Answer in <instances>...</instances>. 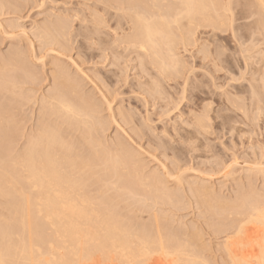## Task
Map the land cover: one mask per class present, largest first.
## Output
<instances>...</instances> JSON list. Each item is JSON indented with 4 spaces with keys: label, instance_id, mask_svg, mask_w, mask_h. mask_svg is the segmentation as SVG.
Listing matches in <instances>:
<instances>
[{
    "label": "rangeland",
    "instance_id": "374dc122",
    "mask_svg": "<svg viewBox=\"0 0 264 264\" xmlns=\"http://www.w3.org/2000/svg\"><path fill=\"white\" fill-rule=\"evenodd\" d=\"M0 1L2 2V0ZM145 1L147 2V0ZM174 1L177 3H174ZM141 2L142 0L139 2L138 0H3L6 9L5 7H0V110L5 111V109L8 110V108L9 110L12 109L10 112L8 110L9 114L4 115L7 116V119L9 118L8 122L9 124L11 123L10 127L14 125V127L11 128L14 139L13 143L10 145V154L12 156L18 154L27 144L26 142L36 135L39 131L38 128L40 129L47 121L48 125L53 126L56 124L55 126H57L56 128H59L61 134H65V137L63 135L61 136L65 141V149H62L65 151L66 148L70 146V152L74 155L76 153V155L79 154L78 156L81 157L84 155L88 157L90 155L96 159L98 156L96 153L99 151V156L101 155V157L104 158L105 152H118L122 154L121 150L124 148L129 153L131 152V158L129 157V164H131V166L128 164V167L126 168V165L124 167L125 169L122 168L118 172V174L120 173L119 175L115 173L110 174L112 172L108 173L103 161L100 162L97 160L99 156L96 159L97 161L95 160V164H98V162L100 163L95 165L93 162L92 166L88 165V163L91 162L89 160L90 156L88 157V160L85 156L83 158L85 160L84 166L82 167L83 170H85L84 168L86 167L90 168V171L88 169L85 170L87 171L86 173L84 171L85 175L81 173L83 174L82 176H85L86 178L84 188H87L86 190L89 192L85 189V191H83L86 195L88 194L89 199L94 202L96 209H103L102 206H104V208L107 207L106 205L109 201L110 204H108L112 205L111 207L116 206L117 211L114 209L115 218L121 222V225H125L133 231H135V229L137 230L138 227L143 228L144 226V228L146 227V230L148 229V232L151 231L152 233L155 232V223L158 222L157 225L160 230L170 233L171 235L175 234V236L178 237V240L175 241L180 240L179 242L183 243L185 241L184 243H186V237L184 238V235L186 234L185 236H187V238L190 237L191 241L196 242L197 244L191 242V244H194L192 245L193 247H191L194 248L195 245V248L200 247L198 248L199 250H197H201L200 252L202 253H198L207 264L228 263V260H225L226 256L223 253L222 246L225 242L224 239L228 235L227 233L229 232L230 234V231H228L229 223H226L229 220L227 219L228 214L224 213L226 214L225 217L224 215L221 216V214H219L220 216L217 217L219 207L216 209L217 211L214 209L215 207L217 208V203L214 202V198L230 200L235 198V194L236 196L246 194L245 191L248 189L249 192L253 189L255 191L258 190V192H264V178L262 177L264 176V172H262L264 171V84L262 82V80L264 81V30L262 29L261 24H258L260 21L262 23L263 17L261 14L258 16L257 13H259V8L258 6L255 7L256 4H253L250 0H221L219 3L223 6H219L220 9H218V15L222 16L224 24L227 25H223V27L219 29L220 27H213L210 24L205 25L203 21L199 20V23L197 20L195 26H192V29L193 27L195 28L193 31L189 28L188 22L186 21L187 19H181L179 23L171 26V31L174 34H172V39L174 37L173 42L175 41L174 44L176 45H173V47L175 46L176 48H171L173 50L170 52L165 45H161L162 47L159 46V48L157 47L156 49H149L148 53H145L146 56L142 50H139L138 46L140 45H138V43L140 44V42L137 43L136 40V42H134L131 38L133 33H135V30L132 28L134 27V18L132 17H135V14H143V7L147 9ZM168 3L172 5L174 4V6L179 5L178 0H168ZM162 6H164V4H162ZM16 7L18 8L16 9ZM224 9L227 10V12H230L227 13ZM165 12L168 11L165 10ZM128 13H130L131 16ZM215 17L213 16L214 19ZM260 17L261 19H259ZM225 19L227 20L225 21ZM55 31L57 32L55 33ZM177 31L178 33H176ZM182 32L185 33V35ZM189 32H193L192 35L191 33L189 34ZM45 35L49 40L46 39L47 37L42 39ZM41 39L44 42H41ZM55 40L57 41L56 44L54 43L56 42ZM30 43H32V45H30ZM187 43L188 46H186ZM30 46L33 47V49ZM32 52L34 54H32ZM154 53H161L160 56L166 57H163L167 62L164 61L167 70L166 72L164 68L165 66H161L159 62L157 63L158 67H156L157 61H154L156 58L155 55L153 56ZM16 54H18L17 56L23 54L22 56H19L22 61L24 60L22 58H25L27 54V59L25 58L23 61V63L26 61V66L25 64L22 65L16 61H10L11 63H7L9 59L16 58ZM167 54H173V56L169 55L168 57ZM152 57H155L154 60ZM167 65H169L170 68H168ZM7 66L8 69L2 71L3 68H7ZM24 66L27 67V69ZM160 66L163 67L162 70L164 72L161 71ZM172 68H174V70ZM30 70L33 76L30 74ZM164 73H167L165 77H163L165 75ZM55 74L58 75L56 76ZM38 79H40V81ZM60 79L63 82L67 81L68 84L76 81L73 83L77 87V93H79L81 97L83 95V98L87 97L85 100L90 101H87L89 107L94 104L91 106L92 109L90 107L88 109L89 112L87 111V115L89 116L85 114V116L81 115V117L76 116V120L74 117H71L73 116L72 114H70V116L68 114L67 116L64 112H58L59 114L57 112L56 114L55 112H48L50 109L48 108L50 99L48 102L47 96H50V93L59 92L57 91L58 86L56 85H58ZM7 82L10 83V85ZM32 85L35 86V88H33ZM10 86L11 88L13 87L12 90L9 89ZM152 87H154V89ZM18 88L20 89L18 90ZM16 89L18 92H16ZM22 92H24V94ZM2 95L3 97H1ZM14 95L17 97L22 96L19 99V97L17 98ZM29 95H31V97ZM24 96L30 98H25ZM22 97L25 98V100L22 99ZM42 97L43 99H41ZM15 98L16 100L18 99L17 102ZM39 99L42 101H39ZM26 100L27 102L25 104L24 101ZM43 101H45V103ZM22 102L24 103V106ZM92 102L93 104H91ZM39 105H42V108ZM239 105L242 107L239 108ZM93 107L98 108V111L97 109L94 110ZM45 108H47V110ZM99 110L101 112H99ZM47 113L49 115H47ZM54 115L59 117H55ZM98 115H100L102 119ZM94 116L96 117L94 118ZM55 118L59 121H57V119L55 120ZM60 118H62L61 121ZM93 118L95 119L94 122ZM43 119H46L47 121H44ZM201 120H204L203 126H201ZM78 121L80 122V125ZM85 121H87L86 125L83 123ZM22 122H24V125ZM81 122L83 124H81ZM98 123H100V126ZM74 124L77 125L74 126ZM72 125L74 127H72ZM82 125H85V127L83 126L82 128ZM93 125L98 128V130H93V127H91ZM101 125H103V127ZM79 127L84 132H82ZM90 127L91 129H88ZM84 128L93 132L90 134V132ZM95 130L96 134L94 135ZM32 132H35V135ZM66 134L68 135V143L65 140L67 139ZM79 135L81 137H79ZM90 136L91 141H89L90 139L88 140ZM84 138L85 141L87 140L86 142L89 141L88 144L83 140ZM102 140L105 144L101 142ZM95 142L98 143L95 144ZM77 143L80 145L81 149ZM89 143L96 155L90 147L86 146L89 145ZM112 146L113 148H116L115 151ZM97 147H101V149ZM69 148L68 151L70 150ZM85 150L89 152V155L86 154L87 152ZM133 154L135 155L133 156ZM136 154L137 157L139 156V159L136 157ZM101 157L99 159H101ZM132 157L135 162L131 161ZM139 161L141 162L139 163ZM217 162L220 163L217 164ZM136 163H139L138 166L140 169ZM234 164H236V166ZM259 164L261 165L259 166ZM94 165L95 167H93ZM99 165H101V167ZM230 166L231 168H229ZM258 166L262 168V170H260ZM129 167L134 169H128ZM143 168H146L145 171ZM254 168L256 173H254ZM97 169L101 172L103 171L102 173L104 174L102 175ZM104 169L106 171H104ZM128 170H132L133 172L131 171L129 173ZM135 170H137V174ZM121 171L123 173H121ZM147 171L148 174H158L157 176H160L158 181L159 179L165 180V182L164 180L160 181H163V185H160L159 187H163L164 190L166 186L170 195L173 193V195L175 194L177 196H170L171 198L174 197L172 202H169L168 198H165L167 196H165L163 200L161 198L159 201L157 200L159 197L155 198V195H150L153 193L150 192V194H147L149 193V191H147L148 189L146 187L145 189L143 188L145 184L142 185V183L139 182V177H142L143 179L144 177H149L150 174L148 175ZM216 171L218 173H216ZM228 171H231V174ZM247 171H249V173ZM257 171H260V175H258L259 172ZM138 172H140L142 176ZM97 173L99 178L97 177ZM225 173L226 176L224 175ZM121 174H123L125 179ZM90 175L92 176L90 177ZM120 176L122 177V180L120 179ZM126 176L131 180L130 182ZM157 176L153 175L152 177L155 178ZM252 176L258 178L253 179ZM116 177H118V181H115ZM245 177L251 178L249 180ZM142 178L140 181H143L144 183L146 178L144 180H142ZM120 180L123 182L125 181L124 183L127 181L129 183L123 187L122 184L124 183L121 184ZM252 180L255 182L253 183ZM87 182H89L88 185L86 184ZM118 182L122 187H119L120 184ZM92 183L93 186L91 185ZM166 183H168L169 186ZM241 185H246V187L244 186L242 188ZM260 187L263 190L260 189ZM123 188H127V192H123ZM91 189L93 191H91ZM201 189H203V191ZM138 190L142 192L140 193ZM145 190L147 192H145L146 194L144 195L143 191ZM196 190L197 192L195 193ZM200 190L202 192H200ZM120 192L121 194H119ZM131 192L135 193H133L134 197L137 194V198L130 196ZM192 192L195 197L191 194ZM246 192L248 193V191ZM212 193L215 194L212 195ZM101 194L107 198H103ZM140 194H143L144 198L147 197V203L149 205L145 202L146 198L143 199ZM207 194L210 195L208 196ZM120 195H123V197H120ZM126 195L127 197H125ZM93 196H96L97 199ZM153 197L156 199V202L158 201L161 204L158 202L153 203L155 202ZM149 198L150 201L148 200ZM176 198L178 201H176ZM99 199H102L104 202ZM97 200H99V203H97ZM162 201L168 203L165 204V202ZM205 201L207 205L209 204L210 209ZM111 202H114L115 204L113 203V205ZM145 203L146 206L144 205ZM212 203L215 204L214 207ZM98 204L99 206H97ZM172 204L174 206H172ZM143 206L145 207L143 208ZM147 207L149 208L147 209ZM212 208L214 211L211 210ZM143 210L145 211L143 212ZM213 212H216L217 214ZM126 220L128 221L126 222ZM148 220L149 222H147ZM164 220L167 222L166 224H164ZM213 221L215 224H212ZM139 223L142 224L138 225ZM223 225L226 226L224 227ZM178 226L180 230L177 228ZM219 227H223L222 231ZM150 228H153V231ZM186 229H189V232ZM218 229H220V231ZM223 229L225 231H223ZM48 230L49 229H47L46 233L53 235V231L50 230V233H52L50 234L48 233ZM180 231H183L184 233ZM191 232L192 235L190 234ZM215 232L217 233L215 234ZM195 233H198L200 236H196ZM222 233L224 234L221 235ZM200 240L202 242H200ZM201 244L202 246H200ZM43 247H45V249ZM47 247L46 245L41 247L42 253L48 252L49 245H47ZM205 251L206 253L203 255ZM111 258L112 260L106 261L103 260V258L96 256L95 260L90 264H119L117 257L115 258V256L112 255L110 259ZM158 259L159 258L156 260V258H154V261L152 260L150 264H159Z\"/></svg>",
    "mask_w": 264,
    "mask_h": 264
},
{
    "label": "bare ground",
    "instance_id": "6f19581e",
    "mask_svg": "<svg viewBox=\"0 0 264 264\" xmlns=\"http://www.w3.org/2000/svg\"><path fill=\"white\" fill-rule=\"evenodd\" d=\"M9 1V0H8ZM132 1V0H131ZM140 0H138L139 2ZM145 0H142V4L145 5V7L147 9H145L143 6V14H135L134 18V27H132L135 30V33H133L132 41L136 42H140V44L138 43L139 50H142L145 53H148L149 49H156L157 47L159 48L162 47L161 45H165L167 47L168 50H170V52H172L173 49L176 45L174 44L175 41L173 42L172 39V29L171 26L173 24L179 23L181 21V19H187L186 21L188 22L189 28L191 30L195 29L192 26L196 24L197 20L199 21H203V23L206 25H212L213 27L216 26L217 28L220 27L219 29H221L223 27V25H227L224 24L223 22V18L222 16L218 15L219 14V6L221 7L222 4H220L218 0H178L179 1V5L174 6V4H169L168 0H147V2ZM235 1V0H233ZM251 2H253V4H256L255 7L258 6L259 8V14H261L262 18V23L261 21L258 23L259 25L261 24L262 29L264 30V0H250ZM12 2V1H11ZM14 2V1H13ZM176 1H174L175 3ZM231 2V1H230ZM8 3V2H7ZM177 3V2H176ZM229 3V2H228ZM248 3V2H247ZM246 3V4H247ZM6 4V3H5ZM134 4V3H133ZM160 4V5H159ZM162 4H164V6H162ZM220 4V5H219ZM231 4V3H230ZM252 4V5H253ZM13 5V3H12ZM17 5V4H16ZM140 5V3H139ZM229 5V4H228ZM14 6V5H13ZM162 6V7H161ZM223 6V5H222ZM0 7H5L3 4V0L2 2L0 1ZM9 7V6H8ZM129 7V6H128ZM141 7V8H142ZM228 7V6H227ZM247 7V6H246ZM253 7V6H251ZM18 7H16L17 9ZM224 8V7H223ZM222 8V9H223ZM230 8V7H228ZM226 8V9H228ZM6 9V7H5ZM15 10V9H14ZM134 10V9H133ZM165 10H167L168 12H165ZM225 10V9H224ZM223 10V11H224ZM229 10V9H228ZM231 10V9H230ZM257 11V10H256ZM131 12V11H129ZM135 12V11H133ZM138 12V11H137ZM225 12H227V10H225ZM230 12V11H228ZM227 12V13H228ZM220 13L222 14V12L220 11ZM130 16L131 14L128 13ZM217 14V15H214ZM225 14V13H224ZM128 15V16H129ZM213 16L215 17V19L213 18ZM224 16V15H223ZM124 18V17H123ZM130 18V17H129ZM212 18V19H211ZM131 19V18H130ZM231 19V18H230ZM261 19V17L259 18ZM227 19H225L226 21ZM59 21V20H58ZM131 21V20H129ZM199 21V23H200ZM229 21V19H228ZM64 23V22H63ZM133 23V22H132ZM231 23V22H230ZM229 23V24H230ZM132 25V24H131ZM184 25V24H183ZM202 25V24H201ZM204 25V26H205ZM232 25V23H231ZM230 25V26H231ZM52 26V25H51ZM66 26V25H65ZM120 26V25H119ZM182 26V25H180ZM59 27V26H58ZM57 27V28H58ZM183 27V26H182ZM180 27V28H182ZM208 27V26H207ZM212 27V28H213ZM51 28V27H50ZM60 28V27H59ZM173 28L175 29V27L173 26ZM198 28V27H197ZM228 28V27H226ZM40 29V27H39ZM44 29V28H43ZM47 29L49 30V28L47 27ZM53 29V28H52ZM55 29V28H54ZM216 29V28H215ZM261 29V28H260ZM259 29V30H260ZM56 30V29H55ZM178 30V29H177ZM185 30V28H184ZM223 30V29H222ZM225 30V29H224ZM258 30V29H257ZM262 30V31H263ZM59 31V30H57ZM55 31V33L57 32ZM133 31V30H131ZM186 31V30H185ZM189 31V30H188ZM187 31V32H188ZM194 31V30H193ZM51 32V31H50ZM134 32V31H133ZM184 32V31H183ZM182 32V33H183ZM27 33V32H26ZM178 33V31L176 32ZM191 32H189L190 34ZM193 33V32H192ZM191 33V35H192ZM7 34V33H6ZM24 34V32H23ZM47 34V33H46ZM50 34V33H49ZM58 34V33H57ZM185 35V33H183ZM188 34V35H189ZM38 35V34H37ZM174 35V34H173ZM183 35V36H184ZM40 36V35H39ZM60 36V34H59ZM182 36V37H183ZM38 37V36H37ZM47 36L45 35L42 39L46 38ZM53 37V36H52ZM180 37V35H179ZM178 37V38H179ZM41 38V37H40ZM64 38V37H63ZM185 38V37H184ZM183 38V39H184ZM41 39V42L43 41ZM47 40L48 37L46 38ZM55 39V38H54ZM53 39V40H54ZM182 39V40H183ZM187 40V38H185ZM64 40V39H63ZM124 40V38H123ZM128 40V39H125ZM136 40V41H135ZM175 40H179V39H175ZM30 41V40H29ZM56 41V40H55ZM189 41V40H187ZM44 42V41H43ZM54 42V41H53ZM128 42V41H127ZM179 42V41H178ZM182 42V41H180ZM190 42V41H189ZM55 44L57 43L54 42ZM116 43V42H114ZM126 43V42H125ZM136 43V44H137ZM184 43V42H183ZM43 44V43H42ZM51 44V43H50ZM131 44V43H130ZM177 44V43H176ZM182 44V43H180ZM30 45H32V43H30ZM46 45V44H45ZM173 45H175L173 47ZM133 46V45H132ZM188 46V43L187 45ZM31 47V46H30ZM33 49V47H31ZM133 48V47H131ZM176 48V47H175ZM137 49V48H136ZM162 49V48H161ZM165 49V48H164ZM163 49V50H164ZM9 50V49H8ZM21 50V49H20ZM25 50V49H24ZM31 50V49H30ZM135 50V49H134ZM138 50V49H137ZM160 50V49H159ZM158 50V51H159ZM166 50V49H165ZM32 51V50H31ZM34 51V50H33ZM155 51V52H158ZM13 52V50H12ZM11 52V53H12ZM27 52V51H26ZM142 52V53H143ZM165 52V51H164ZM169 52V51H168ZM167 52V53H168ZM9 53V52H8ZM15 53V51H14ZM138 53V52H137ZM163 53V52H162ZM32 54H34L32 52ZM161 53H154L153 56L155 55V57H152L153 60L155 58L154 61L157 63L159 62L161 64V66H165L164 65V61L166 58L165 56H160ZM174 54V52H173ZM173 54H169L171 56H173ZM4 55V54H3ZM14 55V54H13ZM12 55V56H13ZM18 54H16V58H11L7 61V63H9L10 61H16L21 63L22 65H24L26 63V61L23 63V61L25 60V58L23 61L21 60V57L19 58V56L23 55L20 54L19 56H17ZM146 55V54H145ZM169 55L167 54V56L169 57ZM176 55V54H175ZM30 56V55H29ZM147 56V55H146ZM145 56V57H146ZM170 56V57H171ZM178 56V55H177ZM176 56V57H177ZM24 57V56H23ZM33 57V56H32ZM31 57V58H32ZM6 58V57H5ZM8 58V57H7ZM142 58V57H141ZM151 58V59H152ZM173 58V57H172ZM263 58V57H262ZM27 59V58H26ZM169 59V58H168ZM176 59V58H175ZM174 59V60H175ZM6 60V59H5ZM32 60V59H31ZM180 60V59H178ZM264 60V59H263ZM171 61V60H169ZM10 62V63H11ZM13 62V63H14ZM166 62V61H165ZM180 62V61H179ZM18 63V64H19ZM155 63V62H154ZM167 63V62H166ZM165 63V64H166ZM169 63V62H168ZM173 63V62H171ZM6 64V63H5ZM4 64V65H5ZM29 65V64H28ZM27 65V66H28ZM59 65V64H58ZM174 65V64H173ZM172 65V66H173ZM177 65V63H176ZM1 66V65H0ZM6 66V65H5ZM4 66V67H5ZM9 66V65H8ZM7 68H3L2 71H5V69ZM15 66V65H14ZM19 66V65H18ZM17 66V67H18ZM21 66V65H20ZM26 66V64H25ZM24 66V67H25ZM30 66V65H29ZM57 66V65H56ZM160 66V67H161ZM168 68L169 65H167ZM171 66V65H170ZM10 67V66H9ZM33 67V66H32ZM158 67V65L156 66ZM163 67H161V71H163ZM175 67V66H174ZM12 68V67H11ZM21 68L23 69V67L21 66ZM27 69V67H25ZM165 68V72L166 70V66ZM30 69V68H29ZM35 69V68H34ZM59 69V68H58ZM174 70V68H172ZM170 69V70H172ZM32 70V69H31ZM30 70V74L32 75ZM169 70V69H168ZM14 71V70H13ZM12 71V72H13ZM57 71V70H56ZM62 71V70H61ZM64 71V70H63ZM67 71V70H66ZM157 71V69H156ZM159 71V72H161ZM8 72V71H7ZM29 72V70H28ZM34 72V71H32ZM58 72V71H57ZM158 72V71H157ZM164 72V71H163ZM170 72V71H169ZM18 73V72H17ZM60 73V72H59ZM9 74V73H8ZM22 74V73H21ZM53 74V73H52ZM64 74V73H63ZM165 74V73H164ZM167 74V73H166ZM166 74L163 76L165 77ZM13 75V74H12ZM56 75V74H55ZM58 75V74H57ZM56 75V76H57ZM67 75V74H66ZM264 75V74H263ZM3 76V73H2ZM8 76V75H7ZM26 76V75H25ZM30 76V75H29ZM33 76V75H32ZM35 76V75H34ZM54 76V75H53ZM68 76V75H67ZM162 76V75H161ZM11 77V76H10ZM61 77V75H60ZM59 77V78H60ZM169 77V76H168ZM2 78V77H1ZM9 78V77H8ZM29 78V77H28ZM32 78V77H31ZM41 78V77H40ZM62 78V77H61ZM64 78V77H63ZM5 79V78H4ZM11 79V78H10ZM10 79H8L9 81H11ZM19 79V78H18ZM37 79V78H36ZM71 79V78H70ZM69 79V80H70ZM73 79V77H72ZM166 79V78H165ZM164 79V80H165ZM2 80V79H1ZM7 80V79H6ZM24 80V79H23ZM40 81V79H38ZM55 80V79H54ZM64 80V79H63ZM68 80V79H67ZM17 81V80H16ZM25 81V80H24ZM78 81V80H77ZM3 82V81H2ZM35 82V81H34ZM33 82V83H34ZM42 82V81H41ZM52 82V81H51ZM58 82V81H57ZM74 82V81H73ZM69 81L70 84L66 82L61 81L58 83V89L56 93H50V96L48 97V102L50 99V103L49 104V111L48 112H56L60 113V112H64L67 114H72L74 117V119H76V116H80L81 115H87V111L88 109L93 106V102L89 107L88 102L90 101H86V98H83V95L81 97V95L79 93H77V87L76 85ZM157 82V81H156ZM159 82V81H158ZM263 84L264 81L262 80ZM5 83V82H4ZM8 83V82H7ZM6 83V84H7ZM12 83V82H11ZM16 83V82H14ZM29 83V82H28ZM80 83V82H79ZM78 83V84H79ZM1 84V83H0ZM10 85V83H8ZM83 84V83H82ZM4 85V84H3ZM28 85V84H27ZM53 85V84H52ZM154 85V83H153ZM160 85V84H159ZM2 86V85H1ZM14 86V85H13ZM16 86V85H15ZM19 86V85H18ZM17 86V87H18ZM40 86V85H39ZM42 86V85H41ZM55 86V85H54ZM81 86V85H80ZM6 87V86H3ZM20 87V86H19ZM33 88H35V86L32 85ZM156 87V86H155ZM1 88V87H0ZM13 88V87H12ZM11 86L9 89H11ZM154 89V87H152ZM8 89V87H7ZM15 89V88H14ZM20 88H18L19 90ZM25 89V88H24ZM29 89V88H28ZM80 89V88H79ZM83 89V88H82ZM262 89V88H261ZM260 89V91H261ZM3 90V89H2ZM5 90V89H4ZM17 90V89H16ZM18 90L16 92H18ZM30 90V89H29ZM28 90V91H29ZM52 90V89H50ZM264 90V89H263ZM27 91V92H28ZM49 91V90H48ZM56 91V88H55ZM80 91V90H79ZM8 92V91H5ZM14 92V91H13ZM12 92V93H13ZM21 92V91H20ZM258 92V91H257ZM15 93V92H14ZM24 94V92H22ZM21 93V94H22ZM29 93V92H28ZM27 93V94H28ZM32 93V92H31ZM10 94V93H9ZM35 94V93H34ZM13 95V94H11ZM18 95V94H16ZM14 95V96H16ZM20 95V94H19ZM42 95V94H41ZM80 95V96H79ZM263 95V94H262ZM8 96V95H7ZM22 96V95H21ZM20 96V97H21ZM31 97V95H29ZM254 96V95H253ZM259 96V95H258ZM3 97V95L1 96ZM13 97V96H12ZM17 97V96H16ZM19 97V96H18ZM17 97V98H18ZM19 97V99H20ZM25 98H27L26 96H24ZM28 97V98H30ZM46 97V96H45ZM7 98V97H6ZM11 98V97H9ZM25 98L22 97V99L25 100ZM264 98V97H263ZM14 99V98H13ZM34 99V98H33ZM36 99V98H35ZM43 99V97L41 98ZM39 99V101L41 100ZM47 99V98H46ZM91 99V98H90ZM254 99V98H253ZM16 100V98H15ZM18 100V99H17ZM16 100V102H17ZM264 100V99H263ZM5 101V100H4ZM33 101V100H32ZM42 101V100H41ZM94 101V100H93ZM8 102V101H7ZM21 102V101H20ZM25 104L27 102L24 101ZM45 103V101H43ZM3 103V102H2ZM5 103V102H4ZM10 103V102H9ZM12 103V102H11ZM23 103V102H22ZM21 103V104H22ZM46 103V104H47ZM15 104V103H14ZM17 104V103H16ZM29 104V103H28ZM42 104V102H41ZM47 104V106H48ZM96 104V102H95ZM36 105V104H35ZM38 105V104H37ZM99 105V104H98ZM234 105V104H233ZM237 105V104H236ZM2 106V105H1ZM18 106V105H16ZM22 106V105H21ZM24 106V103H23ZM22 106V107H23ZM40 106V105H39ZM42 106V105H41ZM40 106V107H41ZM45 106V105H44ZM3 107V106H2ZM9 107V106H8ZM21 107V108H22ZM101 107V106H100ZM242 106L239 105V108H241ZM4 108V107H3ZM16 108V107H15ZM19 108V107H18ZM42 108V107H41ZM94 108V107H93ZM262 108V107H260ZM1 109V108H0ZM11 109V107H10ZM47 110V108H45ZM92 109V107H91ZM90 109V111H91ZM98 108H94V110ZM238 109V108H237ZM243 109V108H242ZM9 110V108H8ZM8 110L5 109V111H1L0 112V264H90L92 263L96 256H99L101 258H103V260L106 261H110L112 260V258L110 259V257L112 255L115 256V258L117 257V259L119 260V264H150V262L153 260L154 258H159L158 262L159 264H205L206 262L200 257L199 253H202L200 251H198L200 247L198 248H192L194 244H191V238H187V236H185L184 234V238L186 239V243H184L185 239L183 240L184 244L179 242V241H175L178 240V237L175 236V234L171 235L170 233H166L165 231L163 232V230L159 229V226L157 225V223H155L156 225V230L155 232H148V229L146 230V227L144 228H139L136 230L135 227V231L129 229L127 226H123L121 225V222H119V220L117 218H115V214H114V209L116 210V206L111 207L112 205H109V201L107 203V207L103 209H96V207L94 206V202L89 199L88 194L86 195V193L84 192L86 189L84 188L85 186V176L83 177L82 175L84 174L85 170H89V167L84 168L85 170H83V166H84V162L85 160L83 159L84 156H78V155H74L72 154L71 149L69 148L70 146H68L66 148V150L64 151L62 148H64L65 145V141L64 139L61 137L63 134H61V132L59 131V128H56L57 126H55L56 124H54L53 126L48 125L47 122L44 123L41 128H38V132L36 133V135L34 134L35 132H32L35 136L31 137V139H29L28 142H26L27 144L23 147V149L16 155L12 156L10 154L11 148L10 145L13 143V136H12V127H14V125L12 127H10V124L8 122L7 116H4L6 114H9V112L12 110ZM20 110V109H19ZM18 110V113H19ZM40 110V108H39ZM93 110V111H94ZM241 110V109H240ZM260 110V109H259ZM14 111V110H13ZM16 111V110H15ZM42 111V109H41ZM45 111V110H44ZM96 111V112H97ZM244 111V110H243ZM17 112V111H16ZM89 112V111H88ZM92 112V111H91ZM99 112H101L99 110ZM13 113V112H12ZM10 113V114H12ZM58 113V114H59ZM95 113V112H94ZM14 114V113H13ZM62 114V113H61ZM65 114V115H66ZM18 115V114H17ZM16 115V116H17ZM44 115V114H43ZM42 115V116H43ZM47 115H49L47 113ZM84 115V116H85ZM93 115V114H91ZM97 115V113H96ZM20 116V115H19ZM39 116V115H38ZM55 117L57 115H54ZM89 116V115H87ZM100 116V115H98ZM246 116V115H245ZM244 116V117H245ZM259 116V115H258ZM9 117V116H8ZM11 117V116H10ZM40 117V116H39ZM53 117V116H51ZM59 117V116H57ZM96 116H94L95 118ZM101 117V116H100ZM15 118V117H14ZM18 118V117H17ZM43 118V117H42ZM46 118V117H45ZM85 118V117H84ZM89 118V117H88ZM93 118V122L94 119ZM98 118V117H97ZM11 119V118H10ZM13 119V117H12ZM57 118H55L56 120ZM62 118H60L61 121ZM82 119V118H81ZM86 119V118H85ZM84 119V120H85ZM102 119V117H101ZM23 120V119H22ZM40 120V119H38ZM44 120V119H43ZM44 120V121H45ZM52 120V119H51ZM66 120V119H65ZM77 120V119H76ZM12 121V120H11ZM25 121V120H24ZM57 121H59L57 119ZM56 121V122H57ZM64 121V120H62ZM75 121V120H73ZM82 121V120H81ZM98 121V120H97ZM102 121V120H100ZM202 121V120H201ZM13 122V121H12ZM50 122V121H49ZM54 122V121H53ZM68 122V120H67ZM79 122V121H78ZM77 122V123H78ZM86 122H83L86 125ZM103 122V121H102ZM203 122L202 121V125L203 126ZM24 122H22L23 124ZM55 123V122H54ZM63 123V122H62ZM65 124H67L64 121ZM81 122V124H83ZM89 123V122H88ZM97 123V122H96ZM21 124V125H22ZM42 124V121H41ZM71 124H72V119H71ZM100 126V123H98ZM97 124V125H98ZM105 124V123H104ZM103 124V125H104ZM17 125V124H16ZM24 125V124H23ZM22 125V126H23ZM60 125V124H59ZM68 125V124H67ZM77 125V124H76ZM74 124V126H76ZM80 125V122H79ZM78 125V126H79ZM85 125H82L85 127ZM103 125H101L103 127ZM72 125V127H74ZM90 126V125H89ZM88 126V127H89ZM70 127V125H69ZM93 127L92 129H96L98 130V128H96L94 125L91 126ZM88 128V129H91ZM95 127V128H94ZM98 127V126H97ZM101 127V128H102ZM16 128V127H15ZM18 128V127H17ZM23 128V127H22ZM35 128V127H34ZM33 128V129H34ZM61 128V126H60ZM80 128V127H79ZM202 128V127H201ZM21 129V128H20ZM36 129V128H35ZM34 129V130H35ZM65 129H69V128H65ZM64 129V130H65ZM76 129V128H75ZM81 129V128H80ZM85 129V128H84ZM17 130V129H16ZM62 130V129H61ZM72 130V129H70ZM77 130V129H76ZM87 130V129H85ZM96 130L94 131V135L96 134ZM102 130V129H101ZM100 130V131H101ZM18 131V130H17ZM36 131V130H35ZM69 131V130H68ZM80 131V130H79ZM82 131V129H81ZM89 131V130H87ZM64 132V131H63ZM75 132V131H73ZM84 132V131H82ZM90 134L93 131H89ZM88 132V133H89ZM102 132V131H101ZM16 133V132H15ZM68 133V132H66ZM25 134V133H24ZM70 134V133H69ZM72 134V131H71ZM77 134V133H76ZM84 134V133H83ZM82 134V135H83ZM103 134V133H102ZM32 135V134H31ZM67 135V134H66ZM81 135V134H80ZM79 135V137H81ZM98 135V133H97ZM26 136V135H25ZM30 136V134H29ZM65 137V134L63 135ZM71 136V135H70ZM75 136V135H74ZM85 136V135H83ZM103 136V135H102ZM68 137V135L66 136V138ZM86 137V136H85ZM89 137V136H88ZM75 138V137H74ZM71 139V138H70ZM90 139V140H89ZM66 142L68 140L65 139ZM79 140V139H78ZM85 141V138L83 139ZM89 141H91V136L90 138H88ZM100 140V139H98ZM104 140V139H103ZM103 144H105L104 141ZM72 141V140H71ZM81 141V140H79ZM87 141V140H86ZM85 141V142H86ZM88 141V142H89ZM122 141V140H120ZM73 142V141H72ZM78 142V141H77ZM88 142H86L88 144ZM93 142V141H92ZM68 143V142H67ZM66 143V146H67ZM85 143V144H86ZM98 142H95V144ZM122 143V142H121ZM124 143V142H123ZM72 144V143H71ZM78 144V143H77ZM94 144V143H93ZM70 145V144H69ZM76 145V143H75ZM79 145V144H78ZM110 145V144H108ZM120 145V144H119ZM117 145V146H119ZM126 145V144H125ZM74 146V145H73ZM88 147H90V143L89 145H86ZM96 146V145H95ZM15 147V146H14ZM72 147V146H71ZM77 147V146H76ZM80 147V145H79ZM103 147V146H101ZM101 147H97L99 149H101ZM111 147V146H110ZM116 147V145H115ZM124 147V145H123ZM68 148L70 149L68 151ZM73 148V147H72ZM75 148V146H74ZM87 148V147H86ZM92 149V147H90ZM95 148V147H94ZM96 148V150H97ZM113 148V146H112ZM127 148V146H126ZM16 149V147H15ZM65 149V148H64ZM81 149V147H80ZM83 149V148H82ZM114 151L116 148H113ZM73 150V149H72ZM77 150V149H76ZM90 150V149H89ZM93 150V149H92ZM104 150V149H103ZM129 150V149H128ZM13 151V150H12ZM79 151V150H78ZM86 151V150H85ZM105 151V150H104ZM103 151V152H104ZM122 154L118 153H112V152H105L104 153V158L101 157V155L99 156L100 152L96 153L98 154L99 158L101 157V159H96L99 160L100 162L103 161V164L106 167L107 172H112L110 174H118V172L124 168L126 165V168L128 167L129 164V160H130V154L126 149H122L121 150ZM76 152V151H75ZM84 152V151H81ZM80 152V153H81ZM87 152V151H86ZM85 152V153H86ZM92 152V151H91ZM94 154L95 151L93 150ZM92 152V153H93ZM120 152V151H119ZM16 153V152H15ZM89 152H87L86 154H88ZM133 153V152H132ZM95 154V155H96ZM103 154V153H102ZM89 155V154H88ZM135 154H133L134 156ZM90 156V155H89ZM88 156V157H89ZM103 156V155H102ZM86 157V156H85ZM88 157L87 160H88ZM130 157V158H129ZM137 157V154H136ZM139 157V156H138ZM137 157V158H138ZM136 158V159H137ZM93 157H89V160L91 162V164L88 163V165H93L92 163L94 162L95 164V160ZM139 159V158H138ZM137 159V160H138ZM94 160V161H92ZM96 160V161H97ZM131 161H133V157L131 159ZM142 161V160H141ZM139 161V163L141 162ZM98 162V164L100 163ZM135 162V161H133ZM138 162V161H136ZM221 162V161H220ZM220 162H217V164H219ZM138 163V164H139ZM87 164V163H85ZM97 163L95 165H98ZM102 164V166H103ZM137 164V163H136ZM137 164V166H138ZM216 164V165H217ZM87 165V166H88ZM95 165L93 167H95ZM134 165V164H133ZM142 165V163H141ZM140 165V166H141ZM231 165V164H230ZM236 166V164H234ZM261 164H259L260 166ZM86 166V165H85ZM90 166V167H91ZM101 167V165H99ZM129 166H131V164H129ZM136 166V165H135ZM133 166V167H135ZM214 166V165H213ZM219 166V165H218ZM217 166V167H218ZM224 166V165H223ZM258 166V167H259ZM92 167V168H93ZM97 167V166H96ZM139 167V166H138ZM146 167V166H145ZM256 167V168H258ZM263 167V166H262ZM98 168V167H97ZM104 168V167H103ZM131 167H129L128 169H130ZM219 168V167H218ZM217 168V169H218ZM223 168V167H221ZM231 168V166L229 167ZM228 168V169H229ZM260 168V167H259ZM264 168V167H263ZM82 169V171H81ZM125 169V168H124ZM132 169V168H131ZM134 169V168H133ZM132 169V170H133ZM137 169V168H136ZM140 169V167H139ZM146 169V168H145ZM145 169L143 168V170L145 171ZM213 169V167H212ZM215 169V168H214ZM220 169V168H219ZM94 170V169H93ZM98 170V169H97ZM101 170V169H100ZM104 169V171H106ZM131 170V171H132ZM138 170V169H137ZM135 170V172L137 171ZM142 170V169H141ZM221 170V169H220ZM230 170V169H229ZM233 170V167H232ZM255 171V168L253 169ZM260 170H262V168H260ZM90 171V170H89ZM96 171V170H95ZM99 171V170H98ZM124 171V170H122ZM121 171V173H123ZM131 171L128 170V172L130 173ZM143 171V172H144ZM222 171V170H221ZM252 171V170H251ZM250 171V172H251ZM87 171H85L86 173ZM100 173H102L101 171H99ZM127 172V171H126ZM127 172V173H128ZM133 172V171H132ZM135 172H134V176H135ZM141 172V171H140ZM138 172V173H140ZM214 172V171H213ZM229 172V171H228ZM234 172V171H233ZM232 172V174H233ZM249 173V171H247ZM253 172V171H252ZM258 175H260V171ZM264 172V171H262ZM83 173V174H81ZM91 173V172H90ZM89 173V174H90ZM94 173V171H93ZM96 173V172H95ZM126 173V174H127ZM216 173H218L216 171ZM220 173V172H219ZM231 174V171L229 172ZM228 173V174H229ZM256 173V171L254 172ZM104 173H102L103 175ZM137 174V172H136ZM148 174V171H147ZM150 175L153 173H149ZM148 174V175H149ZM252 174V173H251ZM264 174V173H263ZM85 175V174H84ZM88 175V174H87ZM93 175V174H92ZM90 175V177L92 176ZM116 175V176H117ZM123 177V174H121ZM125 175V173H124ZM140 175L142 176V174L140 173ZM146 178L144 177L145 181L143 183V181L141 182L140 179L142 177H139V182L144 185V189L145 187L148 189L147 191H149L151 196L155 195L154 197L157 198L159 197V199L157 198V200L160 201V199L162 198V200L165 198H168L169 202H172V199L174 200V197L176 196L175 194L173 195V193L170 195V193L168 192L169 190L165 189L163 190V187H159L160 185L162 186V182H160L161 180L164 179H159L160 176L158 177L156 175V173H154L153 175L157 176V177H152L153 175H151V177ZM162 175V174H161ZM226 176V173L224 174ZM223 175V176H224ZM249 175V174H248ZM256 175V176H258ZM132 176V175H131ZM137 176V175H136ZM139 176V175H138ZM145 176V175H144ZM229 176V175H228ZM227 176V177H228ZM232 176V175H231ZM97 177L98 173H97ZM110 177V176H109ZM122 177L120 176V179L122 180ZM162 177V176H161ZM164 177V176H163ZM253 179L258 178V177H254L252 176ZM264 178V176H262ZM93 178V177H92ZM95 178V177H94ZM108 178V177H107ZM118 177H116L115 181L117 180ZM125 179V177H123ZM127 178V176H126ZM153 178V179H152ZM157 178V179H156ZM247 178V177H245ZM251 178V177H250ZM250 178H247L250 180ZM88 179V178H87ZM106 179V177H105ZM110 179V178H109ZM114 179V178H113ZM128 179V178H127ZM142 178V180H144ZM157 181H156V180ZM246 179V180H247ZM97 180V179H96ZM95 180V181H96ZM121 184L124 183L123 181H121ZM129 180V179H128ZM248 180V181H249ZM94 181V180H93ZM105 181V180H104ZM118 181V180H117ZM131 180H129L130 182ZM167 181V180H166ZM97 182V181H96ZM100 182V181H99ZM106 182V181H105ZM128 181L123 185V187H125L124 185L129 183ZM165 182V180H164ZM252 182L254 183L255 181L252 180ZM89 182H87L86 184L88 185ZM98 183V182H97ZM115 183V182H114ZM113 183V184H114ZM119 183V182H118ZM250 183V182H249ZM117 184V183H115ZM120 184V183H119ZM120 184L119 187H122V185ZM132 184V183H130ZM168 185V183H166ZM247 184V182H246ZM93 186V183L91 184ZM133 185V184H132ZM192 185V184H191ZM213 185V184H212ZM264 185V184H263ZM262 185V186H263ZM96 186V185H95ZM114 186V185H113ZM118 186V185H117ZM141 186V185H140ZM169 186V185H168ZM167 186V187H168ZM190 186V185H189ZM200 186V185H199ZM242 186V185H241ZM239 186V187H241ZM246 187V185H243V187ZM89 187V186H88ZM98 187V186H97ZM131 187V186H130ZM142 187V186H141ZM191 187V186H190ZM194 187V185H193ZM213 187V186H212ZM251 187V186H250ZM256 187V186H255ZM91 188V187H90ZM95 188V187H94ZM100 188V186H99ZM98 188V189H99ZM117 188V187H116ZM128 188V187H127ZM126 188V189H127ZM132 188V187H131ZM141 188V189H143ZM163 190L161 191L160 190ZM179 188V187H178ZM177 188V190H178ZM182 188V187H180ZM196 188V187H195ZM194 188V189H195ZM198 188V187H197ZM201 188V187H200ZM85 189V190H84ZM97 189V188H96ZM119 189V188H118ZM124 189V188H123ZM126 189L123 190L126 191ZM135 189V188H134ZM183 189V188H182ZM193 189V188H192ZM191 189V190H192ZM204 189V188H203ZM203 189H201L203 191ZM260 189H262L260 187ZM84 190V191H83ZM176 190V192H177ZM200 190V192H202ZM215 190V189H214ZM212 190V191H214ZM246 190V188H245ZM263 190V189H262ZM87 191V190H86ZM91 191H93L91 189ZM130 191V190H129ZM128 191V192H129ZM136 191V190H135ZM139 191V190H138ZM146 190L143 191L144 195L146 194L145 192H147ZM167 191V192H166ZM205 191V190H204ZM211 191V190H209ZM248 191V193L246 192ZM245 193L246 194H242V195H238L240 193H238L236 196V194L234 195L235 198L233 199H224L222 200L221 198H214V202L217 203V208L215 207L214 209H218L219 207V212L217 217H219L221 214L225 215L228 214L227 219L229 223L228 225V231H230L227 233L228 235L226 236V238L224 239L225 242L222 245L223 246V253L226 256L225 260H228V263H224V264H264V192H258L255 191L254 189L251 190V192H249V189L246 190ZM84 192V193H83ZM89 192V191H87ZM99 192V191H97ZM122 192V191H121ZM121 192L119 194H121ZM127 192V191H126ZM140 192V191H139ZM142 192V191H141ZM140 192V193H141ZM174 192V191H173ZM180 192V191H179ZM178 192V193H179ZM197 192V190L195 191V193ZM208 192V191H207ZM206 192V193H207ZM101 193V192H100ZM134 193V192H133ZM131 192V195L133 198L134 195ZM162 193V195H161ZM169 193V194H167ZM211 193V192H210ZM244 193V192H243ZM95 194V193H94ZM135 194V193H134ZM180 194V193H179ZM193 196V192L191 193ZM215 194V193H214ZM212 193V195H214ZM234 194V193H233ZM93 195V194H92ZM91 195V196H92ZM102 195V194H101ZM105 195V194H104ZM125 195V194H124ZM142 197L144 196L143 194ZM174 196L173 198H171L170 196ZM185 195V193H184ZM201 195V194H200ZM208 195V194H207ZM210 195V194H209ZM208 195V196H209ZM219 195V194H218ZM100 196V195H99ZM123 197V195H120V197ZM149 196V197H151ZM163 196V197H162ZM199 196V195H198ZM203 196V195H202ZM216 196V195H215ZM226 196V195H225ZM94 197V196H93ZM96 197V196H95ZM94 197V198H95ZM102 197L104 198L105 196L102 195ZM127 197V195L125 196ZM153 197L154 201L156 200ZM177 197V196H176ZM186 197V196H185ZM195 197V196H194ZM211 197V196H210ZM223 197V196H222ZM229 197V196H228ZM102 198V199H103ZM107 198V197H105ZM137 198V197H136ZM146 198V203H147V197ZM143 197V199H145ZM182 198V197H180ZM179 198V199H180ZM204 199H206L205 197H203ZM209 198V197H208ZM207 198V199H208ZM213 198V196H212ZM224 198V197H223ZM97 199V197H96ZM101 199V200H102ZM142 199V200H143ZM198 199V198H197ZM211 199V198H210ZM209 199V200H210ZM100 200V199H99ZM99 200H97L99 203ZM100 200V201H101ZM110 200V199H109ZM113 200V199H112ZM150 201V198L148 199ZM166 200V199H165ZM212 200V199H211ZM103 201V200H102ZM176 201L177 198H176ZM104 202V201H103ZM102 202V203H103ZM141 202V200H140ZM138 202V203H140ZM153 202V201H152ZM158 202V201H157ZM156 201L153 203H157ZM165 202V201H162ZM180 202V201H179ZM178 202V203H179ZM202 202V201H201ZM213 202V201H212ZM100 203V204H102ZM114 203V202H113ZM111 202V204H113ZM146 203L144 204L146 206ZM160 203V202H158ZM168 202H165V204ZM204 203V202H203ZM206 203V201H205ZM209 203V202H208ZM211 203V202H210ZM115 204V203H114ZM113 204V205H114ZM148 204V203H147ZM161 204V203H160ZM201 204V203H199ZM213 207L215 206L214 203ZM105 205V203H104ZM117 205V204H116ZM141 205V204H139ZM149 205V204H148ZM147 205V206H148ZM156 205V204H155ZM169 205V204H167ZM171 205V204H170ZM177 205V204H176ZM204 205V204H203ZM207 205V203H206ZM205 205V206H206ZM99 206V204L97 205ZM111 208H110V207ZM143 206V208L145 207ZM151 206V204H150ZM172 206H174L172 204ZM202 206V205H201ZM209 206V204L207 205ZM212 206V205H211ZM101 207V205H100ZM115 207V208H114ZM142 207V206H141ZM204 207V206H202ZM99 208V207H98ZM118 208V207H117ZM149 207H147L148 209ZM151 208V207H150ZM178 209V208H177ZM208 209V208H206ZM210 209V206H209ZM213 210V208L211 209ZM117 211V210H116ZM145 210H143L144 212ZM214 211V210H213ZM142 212V211H141ZM229 212V213H227ZM119 213V212H117ZM212 213V212H210ZM216 213V212H213ZM226 213V214H224ZM120 214V213H119ZM118 214V215H119ZM217 214V213H216ZM121 216V215H120ZM153 216V215H152ZM213 216V215H212ZM211 216V217H212ZM216 216V215H215ZM214 216V218H215ZM155 217V216H154ZM158 217V216H156ZM149 218V217H148ZM213 218V220H214ZM126 219V218H125ZM166 219V218H165ZM170 219V218H169ZM219 219V218H217ZM216 219V220H217ZM122 220V219H121ZM135 220V217H134ZM151 220V219H150ZM157 220V219H156ZM161 220V219H160ZM159 220V221H160ZM163 220V219H162ZM225 220V218H224ZM123 221V220H122ZM128 220H126L127 222ZM154 221V219H153ZM152 221V223H153ZM168 221V220H166ZM171 221V220H170ZM130 222V221H129ZM128 222V224H129ZM149 222V220L147 221ZM165 222V220H164ZM221 222V221H220ZM219 222V223H220ZM125 223V222H123ZM167 222H165L164 224H166ZM214 223V221L212 222V224ZM126 224V223H125ZM134 224V223H132ZM130 224V225H132ZM136 224V223H135ZM142 224V223H141ZM140 223L138 225H141ZM145 224V223H144ZM160 224V223H159ZM162 224V223H161ZM170 224V223H169ZM215 224V223H214ZM217 224V223H216ZM222 224V223H221ZM127 225V224H126ZM137 225V224H136ZM151 225V224H150ZM168 225V224H167ZM166 225V226H167ZM219 225V224H218ZM227 225V224H226ZM225 225V226H226ZM170 226V225H169ZM214 226V225H213ZM220 226V225H219ZM224 226V225H223ZM224 226V227H225ZM149 227V226H147ZM153 227V226H152ZM168 227V226H167ZM166 227V229H167ZM218 227V226H217ZM171 228V227H170ZM179 228V226L177 227ZM176 228V229H177ZM213 228V227H212ZM221 228V227H219ZM223 228V227H222ZM221 228V231H222ZM48 230V233H50V230L53 231V235H49L46 233V231ZM151 229V228H150ZM153 229V228H152ZM151 229V230H152ZM190 229V228H189ZM188 229V230H189ZM226 229V228H225ZM172 230V228H171ZM180 230V228H179ZM187 230V229H186ZM187 230V231H188ZM194 230V229H193ZM214 230V229H213ZM220 231V229H218ZM153 231V230H152ZM177 231V230H176ZM184 231V230H183ZM180 231V232H183ZM192 231V230H191ZM216 231V230H215ZM218 231V232H219ZM223 231H225L223 229ZM169 232V231H168ZM171 232V231H170ZM189 232V231H188ZM197 232V231H196ZM214 232V231H213ZM174 233V232H173ZM184 233V232H183ZM186 233V231H185ZM217 232H215L216 234ZM52 234V233H50ZM179 234V233H177ZM176 234V235H177ZM192 235V232L190 233ZM196 234V233H195ZM224 233H222L221 235H223ZM182 235V234H180ZM198 235V233L196 234V236ZM218 235V234H217ZM220 235V234H219ZM200 236V235H198ZM194 237V236H192ZM180 238V237H179ZM196 238V237H195ZM199 238V237H198ZM183 239V238H182ZM194 239V238H193ZM197 239V238H196ZM223 240V241H224ZM195 241V240H194ZM197 241V240H196ZM200 242H202L200 240ZM196 243V242H193ZM197 244V243H196ZM199 244V242H198ZM47 247V245H49V249L48 252L46 253H42V246ZM221 245V244H220ZM192 246V247H191ZM202 246V244L200 245ZM221 246V247H222ZM45 249V247H43ZM48 248V247H47ZM202 248V247H201ZM206 248V247H205ZM198 249V250H197ZM204 249V247H203ZM219 250V248H218ZM222 250V249H221ZM44 251V250H43ZM204 251V250H203ZM199 252V253H198ZM206 251L204 252L203 255H205ZM222 253V254H223ZM205 257V256H204ZM203 257V258H204ZM208 258V257H207ZM205 259V258H204ZM117 260V261H118ZM213 260V259H212ZM208 261V260H207ZM210 262V261H209ZM207 264V263H206Z\"/></svg>",
    "mask_w": 264,
    "mask_h": 264
}]
</instances>
